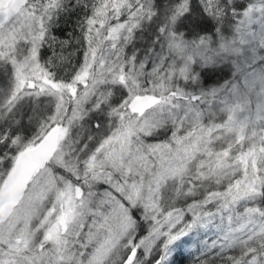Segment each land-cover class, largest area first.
Segmentation results:
<instances>
[{"label": "snow or ice", "instance_id": "6c2138e0", "mask_svg": "<svg viewBox=\"0 0 264 264\" xmlns=\"http://www.w3.org/2000/svg\"><path fill=\"white\" fill-rule=\"evenodd\" d=\"M193 243L264 264V0H0V264Z\"/></svg>", "mask_w": 264, "mask_h": 264}, {"label": "rangeland", "instance_id": "374dc122", "mask_svg": "<svg viewBox=\"0 0 264 264\" xmlns=\"http://www.w3.org/2000/svg\"><path fill=\"white\" fill-rule=\"evenodd\" d=\"M208 235H209L210 238H214V237H212V233H209ZM195 247H196V244L193 243L192 245H189V246H187L186 248H188V251H189V250L194 251V250H195ZM176 259H177V258H176ZM184 264H190V260L187 259V258H185V260H184Z\"/></svg>", "mask_w": 264, "mask_h": 264}, {"label": "bare ground", "instance_id": "6f19581e", "mask_svg": "<svg viewBox=\"0 0 264 264\" xmlns=\"http://www.w3.org/2000/svg\"><path fill=\"white\" fill-rule=\"evenodd\" d=\"M184 251H185V250H184ZM187 252H188L187 250L184 252L182 258H185V257L187 256ZM178 257H180V256H177V257H176V258H177V261H180V260H179L180 258H178Z\"/></svg>", "mask_w": 264, "mask_h": 264}, {"label": "trees", "instance_id": "16d2710c", "mask_svg": "<svg viewBox=\"0 0 264 264\" xmlns=\"http://www.w3.org/2000/svg\"><path fill=\"white\" fill-rule=\"evenodd\" d=\"M184 250H185V251H186V250L188 251V248H185ZM185 251H184V252H185ZM178 258H180L179 260H183V261H184L185 258H187V256H186L185 258H182V256H180V257H178Z\"/></svg>", "mask_w": 264, "mask_h": 264}]
</instances>
